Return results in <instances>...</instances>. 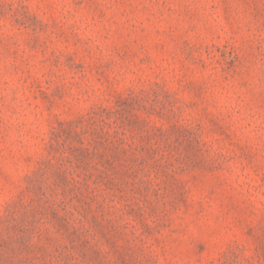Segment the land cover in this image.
<instances>
[{"label":"rangeland","instance_id":"1","mask_svg":"<svg viewBox=\"0 0 264 264\" xmlns=\"http://www.w3.org/2000/svg\"><path fill=\"white\" fill-rule=\"evenodd\" d=\"M0 264H264V0H0Z\"/></svg>","mask_w":264,"mask_h":264}]
</instances>
